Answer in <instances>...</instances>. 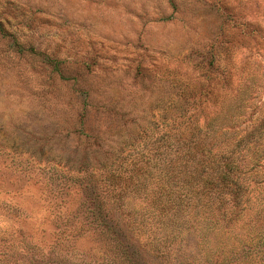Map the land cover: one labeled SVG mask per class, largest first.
Masks as SVG:
<instances>
[{
    "label": "rangeland",
    "instance_id": "obj_1",
    "mask_svg": "<svg viewBox=\"0 0 264 264\" xmlns=\"http://www.w3.org/2000/svg\"><path fill=\"white\" fill-rule=\"evenodd\" d=\"M238 92L242 128L264 116V0H0V264L52 242L93 135L144 159L172 101L207 116Z\"/></svg>",
    "mask_w": 264,
    "mask_h": 264
},
{
    "label": "trees",
    "instance_id": "obj_2",
    "mask_svg": "<svg viewBox=\"0 0 264 264\" xmlns=\"http://www.w3.org/2000/svg\"><path fill=\"white\" fill-rule=\"evenodd\" d=\"M239 92L207 116L172 101L144 159L93 135L63 162L85 195L46 248L9 244L4 264H264V116L238 128Z\"/></svg>",
    "mask_w": 264,
    "mask_h": 264
}]
</instances>
